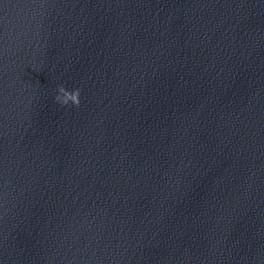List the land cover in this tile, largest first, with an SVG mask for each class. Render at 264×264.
I'll return each instance as SVG.
<instances>
[{
  "label": "water",
  "instance_id": "water-1",
  "mask_svg": "<svg viewBox=\"0 0 264 264\" xmlns=\"http://www.w3.org/2000/svg\"><path fill=\"white\" fill-rule=\"evenodd\" d=\"M0 264H264V0H0Z\"/></svg>",
  "mask_w": 264,
  "mask_h": 264
},
{
  "label": "clouds",
  "instance_id": "clouds-1",
  "mask_svg": "<svg viewBox=\"0 0 264 264\" xmlns=\"http://www.w3.org/2000/svg\"><path fill=\"white\" fill-rule=\"evenodd\" d=\"M57 87L58 94L56 95L55 99L58 102L67 104L69 101H71L74 105H79L80 90L78 88L69 91L63 85H58Z\"/></svg>",
  "mask_w": 264,
  "mask_h": 264
}]
</instances>
